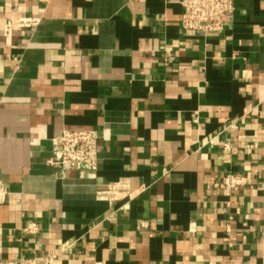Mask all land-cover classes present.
Listing matches in <instances>:
<instances>
[{
  "label": "crops",
  "instance_id": "0c3cea01",
  "mask_svg": "<svg viewBox=\"0 0 264 264\" xmlns=\"http://www.w3.org/2000/svg\"><path fill=\"white\" fill-rule=\"evenodd\" d=\"M182 15L180 0H0V261L264 264V0H236L216 35ZM15 17L41 22L5 37ZM65 130L99 133L96 179L47 165ZM229 173L250 178L230 196ZM121 179L138 196L109 221L95 194Z\"/></svg>",
  "mask_w": 264,
  "mask_h": 264
},
{
  "label": "built area",
  "instance_id": "2783aa9c",
  "mask_svg": "<svg viewBox=\"0 0 264 264\" xmlns=\"http://www.w3.org/2000/svg\"><path fill=\"white\" fill-rule=\"evenodd\" d=\"M236 0H180L183 8L181 27L188 32L216 35L221 33L231 21L235 12ZM41 20L35 17L10 18L4 25L5 37H12L14 32L34 29ZM168 65V62H165ZM231 130H238V124H232ZM98 139L97 131H71L65 130L62 134L51 140V156L46 160L47 165L56 168L60 179L69 170L84 172L88 179H96L98 171ZM252 147H257L254 143ZM225 152L232 151L230 145ZM249 177L243 173H229L222 179L225 194L230 196L233 192L244 189L249 183ZM138 194L131 189L128 179H121L113 184L96 191L98 202L109 205L111 213L107 220L113 221L120 212L129 211L131 203ZM6 202V192L0 190V203ZM122 203L119 207L117 204ZM138 230H149L150 223L146 220L138 222ZM41 232L37 222H27L21 230V240L35 237ZM20 241V240H19ZM0 264H63L60 254L56 251H46L44 255L20 256L17 259L0 261ZM208 264H215L209 261Z\"/></svg>",
  "mask_w": 264,
  "mask_h": 264
}]
</instances>
